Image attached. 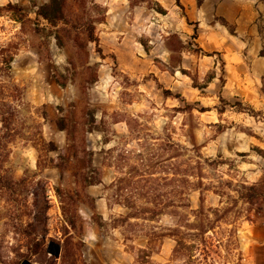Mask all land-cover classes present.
<instances>
[{
	"label": "rangeland",
	"instance_id": "obj_1",
	"mask_svg": "<svg viewBox=\"0 0 264 264\" xmlns=\"http://www.w3.org/2000/svg\"><path fill=\"white\" fill-rule=\"evenodd\" d=\"M107 1L66 0L68 20L53 27L37 17L48 0H0V138L9 154L5 172L18 184L16 193L0 198V264H137L148 234L204 223L191 210L231 208L228 197L256 185L247 172L264 176V152L252 146L245 153L242 140L243 133L261 139L263 113L232 86L230 56H208L200 35H164L155 0H121L123 16L106 24L115 34L104 35ZM258 3L264 9V0ZM262 21L260 14L259 35ZM87 24L95 27L102 56L88 40ZM261 89L264 94V80ZM1 117L12 119L9 130ZM63 117L69 134L58 129ZM60 151L66 157L59 159ZM96 169L103 170L102 183L87 184L86 178H99ZM106 170L112 183L103 182ZM256 186L262 190L264 178ZM45 200L46 238L38 253L23 258L32 249L21 222ZM61 202L74 214V228ZM168 202L172 207L163 208ZM233 206L215 236L208 235L227 239L212 250H218L212 264H264L243 248L249 225L264 217L262 205ZM150 209L162 214L151 221ZM130 213L137 218L119 222ZM234 229L236 241L228 238ZM153 241L150 260L176 264L175 242Z\"/></svg>",
	"mask_w": 264,
	"mask_h": 264
},
{
	"label": "crops",
	"instance_id": "obj_2",
	"mask_svg": "<svg viewBox=\"0 0 264 264\" xmlns=\"http://www.w3.org/2000/svg\"><path fill=\"white\" fill-rule=\"evenodd\" d=\"M155 1L166 11V14L155 13L163 20L158 27L164 35H179L181 39H191L197 34L201 39H205L204 45H201L204 51H209L214 56L222 52L230 56L228 70L231 72L232 86L241 90H239L241 93L237 94L244 104L262 112L264 117V94L261 89L264 80V57L261 56L264 48V21L261 35L258 30L259 15L263 14L264 20V9L260 7L258 0H203L201 5H198V0H180V6L176 0ZM117 4L121 5L122 1L108 0L106 3L108 6L106 23L101 24L106 31L104 35L115 34L108 30L106 24L108 23L109 27L114 26L118 21V15L126 11V7L117 11ZM229 27L233 28L234 34L230 32ZM167 53L170 54L168 51ZM181 55L185 54L182 52ZM259 134L261 139L243 133L245 153L250 152L252 146H257L264 152V130L262 129ZM261 166L264 167V160ZM255 167L260 169V166ZM108 173L106 170L103 178L105 184L114 181ZM246 177L248 183L256 185L264 178L259 170L247 172ZM261 208L264 216V203ZM249 228L250 231L245 232L247 239L243 241V248L245 251L249 250V255L257 258L261 255L264 259V217L250 224Z\"/></svg>",
	"mask_w": 264,
	"mask_h": 264
},
{
	"label": "trees",
	"instance_id": "obj_3",
	"mask_svg": "<svg viewBox=\"0 0 264 264\" xmlns=\"http://www.w3.org/2000/svg\"><path fill=\"white\" fill-rule=\"evenodd\" d=\"M176 3L178 6H180V0H176ZM203 3V0H198V5H201ZM160 7V5L158 4ZM8 9L14 10L13 12L16 13L18 10L17 6L9 5L7 6ZM16 10V11H15ZM20 18H23V15L18 13ZM160 14H166V11H164L160 7ZM37 17H40L41 19L45 20L49 25L53 27H58L59 24L67 22V4L66 0H48L46 4L40 7L39 11L37 12ZM18 18V17H17ZM21 20V19H19ZM225 25L226 23L222 21ZM227 26V25H226ZM229 30L232 34H234V30L232 27H229ZM86 32L88 36L89 42L95 43L97 46L98 53L102 56L103 52L100 49L99 40L95 35V27L93 24H87L86 26ZM197 38V34L194 35V39ZM214 54H209L208 56H212ZM218 55V54H215ZM264 57V55H263ZM13 61L12 57H9V60L6 61L7 65L10 66L11 62ZM172 93L170 91H164V96L169 97ZM3 128L5 130H9L11 126L12 119L10 117H1ZM68 121L66 117L61 118L58 121V129L61 131H68ZM2 138H0V198L4 197L7 194H14L16 193L17 189L16 186L18 185L12 177H10L5 172V164L7 162L8 157V151L6 146H2ZM49 145L52 147L51 151H58L56 147H53L52 143H49ZM66 157V153L63 151H60L58 158L62 159ZM97 173L99 175L98 179L93 178H86L85 181L89 185H98L102 183V175L103 170L102 169H96ZM229 185L231 183H228ZM241 190H237L236 193L238 194V198L228 197V199L233 202V205L238 204L239 201H242L245 205L248 206H257L258 209H260V206L262 202H264V188L261 190L259 186L256 185H242L240 187ZM58 191V196L60 197L61 191ZM221 197V195H219ZM72 203H74V200L72 197L68 198ZM171 202V201H170ZM62 204V212L65 215V217L69 219V224L72 228L75 226V219L74 214H72V211L70 207L65 208ZM231 208H210L205 212V208L201 206L199 210L192 211L196 217H205V222H195L190 223L187 221L184 225L182 222H179L175 227H166L163 229V234L158 235L157 233L152 232L147 235L148 238V247L145 249H139L137 254V264H155L153 261L150 260L151 254H152V244L153 240L157 238H168L172 239L175 242V247L172 254V261L176 264H182L184 262L185 264H196L195 261V254L198 252H202V258H199V264H212L213 262V255H218V250L213 252L212 250L219 249L221 247V243L227 239H211L208 237V235L211 233L212 236H215V230L219 226L217 223L221 222L223 218H226L228 214H231L233 211V207ZM164 208H170L172 207V203H165L162 205ZM183 207L190 209V203L186 202ZM47 211H48V202L45 200L43 204H37L36 209L34 213L31 215L32 219H29V221H25L24 223L21 222V234L28 239L29 244L31 246L30 252L26 255H23L21 257L27 258L31 255H35L38 253V251L41 249L44 240L46 238V222H47ZM150 216L152 219L151 221H154V219L161 215L162 212H159L158 210H151L149 211ZM219 219L213 220L210 219V215H217L219 216ZM240 214V213H239ZM30 217V216H29ZM70 217V218H69ZM131 218H137V213H130L126 217H123L119 220V222L125 223ZM225 224H227L225 222ZM236 235V229L231 230L229 232V239H234L235 241L237 238ZM200 256V253H199ZM8 264H18V262L14 263H8Z\"/></svg>",
	"mask_w": 264,
	"mask_h": 264
},
{
	"label": "water",
	"instance_id": "obj_4",
	"mask_svg": "<svg viewBox=\"0 0 264 264\" xmlns=\"http://www.w3.org/2000/svg\"><path fill=\"white\" fill-rule=\"evenodd\" d=\"M59 255H60V246L57 245V253H56V256L59 257ZM22 264H30V262L29 261H24Z\"/></svg>",
	"mask_w": 264,
	"mask_h": 264
}]
</instances>
